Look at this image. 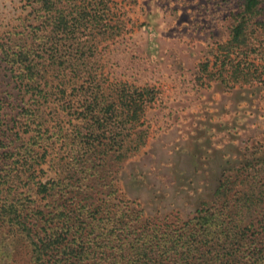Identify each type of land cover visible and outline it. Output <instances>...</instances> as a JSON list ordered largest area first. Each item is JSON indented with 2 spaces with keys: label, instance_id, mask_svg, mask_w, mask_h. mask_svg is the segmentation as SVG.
Segmentation results:
<instances>
[{
  "label": "trees",
  "instance_id": "trees-1",
  "mask_svg": "<svg viewBox=\"0 0 264 264\" xmlns=\"http://www.w3.org/2000/svg\"><path fill=\"white\" fill-rule=\"evenodd\" d=\"M26 1L35 12L27 40L0 41L24 98L12 118L0 102V163L10 166L0 173V246L12 255L2 251L0 264H264L263 159L248 162L245 179H222L184 221L121 199L110 176L146 144V130L136 129L154 90L106 83L99 44L121 29L108 0ZM233 18L219 70L238 79L259 71L247 58L262 52L264 0H242ZM44 163L54 172L48 181L37 171Z\"/></svg>",
  "mask_w": 264,
  "mask_h": 264
},
{
  "label": "rangeland",
  "instance_id": "rangeland-1",
  "mask_svg": "<svg viewBox=\"0 0 264 264\" xmlns=\"http://www.w3.org/2000/svg\"><path fill=\"white\" fill-rule=\"evenodd\" d=\"M108 1L111 23L121 29L101 38L100 71L106 83L150 86L155 96L136 129L146 130V144L115 166L110 179L119 197L147 216L187 220L211 202L222 179H245L248 162L264 161V37L257 38L261 54L247 58L260 66L258 73L235 79L226 70L221 77L231 49L219 47L230 39L242 0ZM32 22L29 2L0 0V41L24 44ZM207 59L209 72H201ZM19 93L0 58V102L8 118L20 109ZM4 168L10 166L0 163V173ZM37 171L44 181L54 175L46 163ZM2 251L12 258L4 243L0 263Z\"/></svg>",
  "mask_w": 264,
  "mask_h": 264
}]
</instances>
